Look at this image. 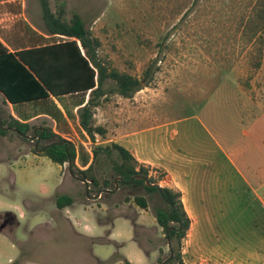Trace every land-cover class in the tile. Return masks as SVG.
<instances>
[{"label":"crops","instance_id":"obj_1","mask_svg":"<svg viewBox=\"0 0 264 264\" xmlns=\"http://www.w3.org/2000/svg\"><path fill=\"white\" fill-rule=\"evenodd\" d=\"M45 3L53 14L58 9L54 0H0V41L9 52L39 48L66 39L49 33L44 16ZM251 85L243 88L236 84L232 89L220 85L196 112L187 113L186 101L182 108L173 106L168 116H157L159 121L150 125H144L148 118L143 115L125 113L118 135L101 143L114 142L124 147L140 164L150 168L155 177L163 175L160 187L181 194L190 220L181 252L183 264H264V92L254 83ZM89 98V93L86 97L76 94L12 105L0 93V101L10 116L31 125L38 119L47 120L55 133L71 141L76 146L75 164L80 170H86L93 162L92 150L88 147L92 141L81 128L78 116L79 109ZM32 108L34 110L30 111ZM69 135L73 136V141ZM95 145L98 144L92 148ZM29 156L37 155L28 153L23 158ZM67 168L69 170L68 164L57 165L59 172H44L37 196L45 199L59 193L73 197L71 192L76 188L74 205L61 213L78 234L97 238L89 233L96 228L82 225L78 220L83 216L88 221V215H92L104 237L108 228L100 225L98 219L103 216L102 211L107 214V210L99 209L95 198L86 197L85 200L80 196V184H85L71 173L70 182H67V172H63ZM9 173L3 172L0 181V213L13 212L19 226L14 235L6 228L0 231V264H15L20 258L22 243L31 236L23 223L27 222L34 229L47 223L48 218L47 212L42 210L31 213L25 199L19 205L6 197L9 190L4 188L3 182ZM6 180L10 184V180ZM68 184L73 189L68 190ZM150 212H138L137 218L143 219L140 225L136 218L139 227L158 226L156 218L152 225L145 223ZM113 228L114 224L110 235ZM97 231L95 234H102ZM133 241L140 247V253L135 254V261L125 259L131 264H154L158 253L145 251L135 238V230ZM92 253L101 261L115 254L102 258L94 249ZM21 264L43 263L28 259Z\"/></svg>","mask_w":264,"mask_h":264},{"label":"rangeland","instance_id":"obj_2","mask_svg":"<svg viewBox=\"0 0 264 264\" xmlns=\"http://www.w3.org/2000/svg\"><path fill=\"white\" fill-rule=\"evenodd\" d=\"M263 1L67 0L68 19L74 14L84 19L93 36L99 40L98 55L109 70L116 69L142 81V90L131 98L108 92L101 99L95 120L97 126L107 130V134L105 138L96 136V143L101 144L118 135L121 117L125 113L143 115L148 118L144 125H150L159 121L157 116H168L173 106L182 108L186 101L187 113L196 112L220 85L232 89L236 84L248 88L254 83L264 92V29L255 36L250 23V19L256 20L264 28ZM260 15L262 17L259 18ZM0 120H10L9 111L1 101ZM43 122V119H38L32 123L34 128L27 135L29 139L12 130L6 136H0V181L3 172H10L6 178L10 184L6 179L3 182L4 188L9 190L6 197L19 205L25 199L31 213L42 210L48 215L47 223L34 229L27 222L23 223L24 227L28 226L25 231L32 232V235L22 246H28L35 252L43 246L49 256L58 251L68 264H94L87 251L90 242L83 235H77L62 219V213L54 204L55 195L45 199L37 196L40 195L44 172H59L57 165L43 156L23 158L40 146L38 131ZM68 138L74 140L72 135ZM94 143L88 146L91 150ZM96 171L112 172L101 167ZM63 172H67L66 181L70 182L68 168ZM87 188L80 184L78 190L85 200L89 197ZM115 188L112 196L89 197L97 200L98 208L103 207L108 213L118 215L109 237L111 243L95 245L93 249L102 258H109L118 250L123 258L135 261L140 247L133 241L134 228L130 219L137 218L141 209L133 203L132 196L138 194L148 199L151 212L148 213L149 222H145L147 225H152L154 207L160 199L156 193H148L142 186L131 188L115 184ZM67 189H73L71 184ZM74 192L76 188L71 192L75 198ZM127 198L130 200L126 201ZM102 213L103 217L107 215L104 211ZM88 217V221L83 216L78 220L83 222L82 225L94 227L96 231L99 229V233L101 229L94 217ZM2 222L0 219V225ZM142 222V218H137L138 224ZM6 229L14 235L16 227ZM96 231L90 230L89 233L97 238L103 236L102 231V234H95ZM135 236L145 251L158 253L154 264L169 259L168 243L171 242L165 239L158 226L140 227ZM183 243L184 240L181 245H176L177 252H182ZM173 258L165 264H180L177 260L172 261Z\"/></svg>","mask_w":264,"mask_h":264},{"label":"trees","instance_id":"obj_3","mask_svg":"<svg viewBox=\"0 0 264 264\" xmlns=\"http://www.w3.org/2000/svg\"><path fill=\"white\" fill-rule=\"evenodd\" d=\"M56 1L58 9L54 14L48 5L44 4L45 20L50 34L61 35L66 39L17 53L9 52L0 41V93L12 105L46 101L50 98L60 99L76 94L86 97L89 93L90 98L79 109L78 116L83 131L92 142L96 143V136L105 138L107 134V130L103 126H97L95 120L96 110L101 105V99L108 92L119 94L124 98H131L142 89V81L128 73L116 69L109 70L98 55L99 40L93 36L84 19L79 14H74L71 19H68L67 0ZM262 4L264 5V1ZM260 17L262 16L260 15ZM250 23L253 25L252 32L255 36L264 29L256 20L250 19ZM43 123L38 131L41 144L34 148L32 153L46 157L52 163L60 166L70 163V173L88 185L89 197L92 195H98L97 198L103 195L112 196L116 190L115 184L131 188L142 186L148 193L158 195L160 203L154 207L157 225L162 229L165 239L171 242V244L168 243L170 256L172 252L175 254L172 261L177 260L183 264L181 252H177L176 245H181L185 239L190 227V220L183 207L181 194L171 188L159 186V180L163 178V175L160 173L158 177H155L150 168L140 164L127 149L114 142L107 145H95L92 149V164L86 170H80L75 164L76 146L55 133L47 120H44ZM6 125L8 127L5 129ZM33 128L31 124L10 116L9 121L1 122L0 136H6L11 130L20 136H27ZM98 167L109 168L112 172H97ZM139 176L144 179L138 180ZM147 181L153 186L148 187ZM129 200L127 198L126 201ZM132 200L141 210H148L149 201L145 196L135 194L132 196ZM74 203L75 200L71 196L59 193L54 196V204L59 212ZM60 215L67 222L64 216ZM117 217L118 215L108 212L105 217L99 216V224L108 228L104 237L83 236L90 242V249L87 251L94 264H118L119 262L131 264L119 252H116L107 261L99 260L92 253L95 245L111 243L110 232ZM0 219L3 221L0 231L7 227L19 226L17 216L13 212L0 213ZM131 220L136 232L140 227L136 223V218ZM67 223L71 226L69 222ZM71 229L73 230L72 226ZM30 234L32 235V232ZM77 235L81 234L77 233ZM135 238L139 241L138 237L135 236ZM41 250L42 252H40ZM37 251L38 253L28 246H22L21 256L15 264H21L28 259H34L43 264H68L58 251H55L51 256H49L47 248L44 249L43 246H40ZM44 252L46 255H41ZM163 263V260H159V264Z\"/></svg>","mask_w":264,"mask_h":264},{"label":"water","instance_id":"obj_4","mask_svg":"<svg viewBox=\"0 0 264 264\" xmlns=\"http://www.w3.org/2000/svg\"><path fill=\"white\" fill-rule=\"evenodd\" d=\"M0 124H1V120H0ZM22 136H23V137H26V138H28V139L30 138V137H28V136H24V135H22ZM38 144H39V139H38ZM70 167H71V164L69 163V170H70ZM71 174H72V173H71ZM72 176L76 177V176L73 175V174H72ZM137 179H138V180H142V179H144V178L141 177V176H139V177H137ZM79 180L82 181L81 179H79ZM82 182L88 187V185L86 184V182H84V181H82ZM146 184H147L148 187H152V186H153V185L150 184V182H148V181L146 182ZM87 190H88V189H87ZM109 192H110V191H109ZM169 244H170V243H169ZM173 256H174V253L172 252V253H171V256L169 257V259L173 258ZM169 259H168V260H169ZM168 260H166L163 264H165Z\"/></svg>","mask_w":264,"mask_h":264}]
</instances>
